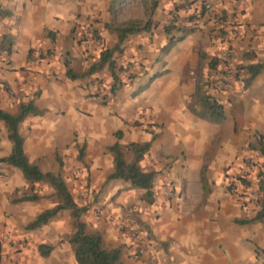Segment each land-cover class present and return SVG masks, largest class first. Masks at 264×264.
I'll use <instances>...</instances> for the list:
<instances>
[{
    "label": "crops",
    "instance_id": "0c3cea01",
    "mask_svg": "<svg viewBox=\"0 0 264 264\" xmlns=\"http://www.w3.org/2000/svg\"><path fill=\"white\" fill-rule=\"evenodd\" d=\"M108 1L0 0V8L9 12L0 22L12 39L9 53L0 49V101L6 92L2 88L4 84L7 92L14 97L11 98L10 108H4L9 105L7 103H0V108L16 113L20 103L33 100L45 110L42 115H27L19 124L27 157L43 172H60L78 205L80 203L73 192L76 194L85 189L88 193L89 190L98 193L94 206L101 207V216L96 217L93 208L88 206L81 219L89 232L100 233L105 246L120 248L122 264L141 263L132 258L135 250L133 238L125 229L120 230L109 221L110 215L117 221L123 220L138 227L144 239L146 255L153 258L155 264H264V222L237 223L238 219L252 211L250 201L258 195L257 170L252 169L246 178L248 184L237 187L236 194L240 192V198L225 189L229 177L240 171L243 148L252 139V130L264 135V117L261 118L264 110L257 111L258 119H246V130L245 126L234 130L229 122L225 140L217 138L218 130L210 126L213 123L205 124L191 114L189 108L199 107L197 77L203 74L202 71L205 72L207 65L204 61L213 56L212 51L218 49V46H212L207 40L205 30L195 29L176 42L167 54H161L160 65L150 64L153 74L160 72L161 75L154 78L144 91L155 95L156 106L171 108L166 116H158L157 120L163 124L159 131L153 133L151 128L143 134V124L140 127L130 124L133 115L143 114V84L137 88L138 93H135L137 89L134 90L129 99H123L121 104L116 96L126 93L131 85L122 87L121 84L114 93H110L113 83L110 76L112 81L108 84L107 96L123 107V120L117 119L114 111L106 112L94 97L95 94H92L101 89L99 82L90 81L89 77L93 75L70 79L66 76V70L78 72L76 64L86 63L85 53L78 49L73 40L76 39L74 33L79 29L84 30L90 23L95 25L93 21L101 13L107 12L104 7ZM185 2H190L191 8H196L201 0H167L168 16L173 7ZM184 6L176 11L179 19L177 24L180 26L184 24L182 17L190 11L186 10L187 5ZM217 10L234 16L235 25L230 26L233 31L229 26L226 27L229 43L236 53L234 60L242 64L252 63L253 58L250 61L246 56L255 53L256 60L260 55L257 53L262 54L264 49V0H219ZM159 11L162 10L156 9L155 13ZM48 31L55 35V39L59 37V44L69 45L72 51L67 46L64 52L67 60L64 63L57 62L61 54L57 51V57L38 66L31 61L29 51L45 44ZM179 34L174 31L175 36ZM167 39V34L161 36L154 45L155 49L161 48ZM201 48L210 52L208 55L203 50V61ZM239 52L241 56L238 57ZM47 67L58 70V78L62 82L44 77L42 71L46 72ZM262 71L248 88L257 89L259 93L258 97L248 100L249 106L253 108L264 106V77L259 78ZM85 81L89 83L87 88ZM87 93H91L90 96ZM7 94L5 99L10 100ZM253 112H256L255 109ZM35 117L42 118L44 127L40 131L33 130L35 139L31 145L30 138L22 131V125L26 119L35 122ZM116 127V132L121 131L120 138L115 136ZM204 127L211 128L212 132L203 131ZM75 131H79L78 139H85L86 143L82 163L89 170L91 179L84 188V182L78 179L76 184L77 180L73 179L70 169L59 165L56 158L58 165L51 169H44L41 161H38L40 156L47 155L46 161L53 162L54 142L65 147L74 138L72 133ZM143 141H150V148L139 165L143 170L155 172L152 203L144 200L141 203L136 196L143 190L131 188L122 179L107 178L114 169L113 155L108 147L114 143L125 146L130 142ZM213 141L217 142L215 156L211 163L205 164L206 151ZM30 146L34 147L33 158L28 154ZM10 149L11 142L0 121V157L7 156ZM126 157L130 158L129 152ZM225 165L227 171H224ZM202 168H206L207 192L203 190L200 180ZM165 184L171 186V195L165 193ZM28 185L19 169L0 163V264H77L68 241L73 228L67 210L59 211L46 224L37 228H26L37 214L57 203L53 200L44 204L42 198L39 201L13 202L16 193L26 191ZM45 244L50 247L45 248L49 252L44 254L41 245Z\"/></svg>",
    "mask_w": 264,
    "mask_h": 264
},
{
    "label": "rangeland",
    "instance_id": "374dc122",
    "mask_svg": "<svg viewBox=\"0 0 264 264\" xmlns=\"http://www.w3.org/2000/svg\"><path fill=\"white\" fill-rule=\"evenodd\" d=\"M166 1L167 0H158L159 5L156 9L162 10V11H159L158 13L157 12L155 13L156 10L154 11L152 20L156 23L155 28H153V30L148 33H139V34H135L132 36H128L127 39L124 41V43L121 45L123 48L122 52L115 53L116 71L120 79V87H121V84H122V87L128 84L131 85V88H129L126 91V93L124 94L120 93V96H116L117 99L121 102V104L123 103V99H129L131 92L139 88V86H141L142 84H143V87L146 85V83L148 82V79L153 75V72H154V71L152 72V70L149 68L150 64L158 63V65H160L161 63V59L163 56L160 53V48L156 47L155 49L154 45L161 36L166 35L163 26L168 23L170 18H172L170 15V12H169V16H168V12L166 13V11L168 10ZM217 7L214 8L212 13H207L211 15V19H208L205 17L206 20L198 19V22L196 23L187 22L188 24L187 26H196L195 29L205 30L208 36L207 40L211 42V45L216 46V47L218 46V49H216V51H212L213 56H209L207 60L204 61L207 65L205 67V72L202 71L203 74L201 73L198 76L199 78L197 77V81L199 79V81H202L203 83H205V85L203 86V89L207 90L208 93L212 94L217 100H219L220 103H222L226 119L223 120L224 122L221 121L218 123L211 122V121L201 119V118L199 119L203 120L205 124L213 123V125H210V126L212 127L214 126L212 128L213 130L215 129L218 130L217 138L221 140H225V138L227 137L226 136L227 124L231 123V125L234 127V130H236V128H241L242 126H245L244 130H246V126H247L246 119L248 118L249 119V120L247 119L248 121L250 120L252 121L253 119H258L260 117L258 116L259 113H257V111H259V109H261V111L264 110V106L262 105L260 107L253 108L249 106V103H248L249 99L253 97L256 98L259 95V93H257L258 92L257 89H254V90L248 89L256 77L252 80V82L247 88L243 87V83L241 81L243 76H245V66L246 65L256 63V62H261L262 60H264V49H263L262 54L257 53V55L258 54L260 55L256 60H255V57H256L255 53L251 55L246 54L247 55L246 57L249 60L253 58L252 63L247 62L246 64H242L241 62H239L240 59H238L239 63H237V61L234 60V56H236V53L234 54L232 50L231 44L229 43V33H228V30H226V27L235 25L234 16L227 12H221V10H217ZM109 8H110V0L107 2V4L104 7V10H107V12H104L103 14L101 13L100 16L97 17L93 21L94 23H96L95 25H92L90 23L84 27V30L79 29V31H76V32L74 29V32H75L74 34H76V39L73 38V40L75 41V44L78 45L79 47L78 49H80L83 53H85V59H86L85 64L80 63V62L76 64L75 68L78 70V72L85 71L93 62H95L98 59L100 51L103 49V47H111L116 43L117 39H116L115 34L107 31L103 27V24L105 22H112V21L123 22L128 19L145 20L147 17L144 5L141 0H119L113 6L112 12H110ZM187 14L188 13H186L182 17L183 18L182 21H184L183 23L186 22L184 19L187 18L185 17L187 16ZM214 17L216 18L217 21L214 20ZM177 20L179 19L177 18ZM3 28L5 29L6 27L3 26L2 23L0 22V34H2L3 32L4 33L6 32L5 30H3ZM230 28H231V31H233L232 30L233 28L232 27ZM47 36L48 38L45 41L44 45L34 47L29 51L31 61L35 62L38 66H42L43 64H46L49 59H53L54 57H57V51H58V52H61V54L59 55L58 53V55L60 56L59 57L60 59H58L57 62L64 63L67 60V57H65L64 52L67 50L69 45H66L64 43L61 44V42L59 44V41H60L59 37L55 39V36H54V39L52 40L50 35H47ZM68 49L69 51L70 50L72 51L70 47ZM203 50L204 49L201 48L200 52H203L204 54L206 52V54L209 55L210 52H208L207 50L206 51L204 50L205 51L204 52ZM237 56L238 57L241 56V53L240 52L237 53ZM213 59H216L218 61L217 67L214 70L208 68L210 61ZM202 61H203V58H202ZM204 62H203V66L205 64ZM42 72H43L44 77H47V79L54 78L55 80L62 82L60 77L58 78V76H60V72L58 70H53L52 68H48L46 72L45 71H42ZM109 74H110L109 71L105 68L99 72H96L95 74H93V76L89 77L91 82L94 81L95 83L99 82L101 84V89L97 91L100 95L96 96L97 95L96 91H93L92 94H95L94 97L96 98L97 101H99V105L102 108H104L106 112L107 110H109L110 113L114 111L115 116L118 117L117 119L120 118L123 120V116H122L123 107L120 104L118 105V103H116L115 100L112 102L110 98H108L107 96L109 95V93L107 92L108 84L110 83V81H112ZM262 76L264 77V70L262 71V74L259 76V78H262ZM141 78L143 80H141ZM88 84L89 83L85 81L86 88ZM104 85H107V86L105 87ZM3 86L2 88L4 92L5 91L7 92L8 89H5V84ZM146 88H143V93H144L143 94V114L138 113V114L133 115L132 117L133 119L130 123L137 127H140L143 124V134H145L144 132L151 130V128L153 129V133L154 131L156 132L159 131L160 127H162L163 124L158 121L159 120L158 116L159 117L163 115L166 116L169 113V110L171 109L167 107L156 106L155 95H153L152 92L150 91L145 92L144 89ZM5 93H4L3 100H1L0 103L9 104L8 106L4 107L7 109V108H10L11 98H14V97L8 91L7 93L9 94L7 93L6 94L8 95L7 98H9L10 100L5 99V95H6ZM87 94L90 96L91 93H87ZM1 96L2 94L0 93V98ZM24 97H27V95H24ZM22 98L23 97H20V99ZM103 99L106 100V102L103 101ZM148 102H149V105L147 104ZM154 102H155V105H154ZM114 105H116V110H114ZM189 109L191 112L193 108H189ZM253 109H255L256 111L255 113L253 112ZM191 114L193 113L191 112ZM142 117H143V121H142ZM263 117L264 115L261 118ZM33 120H35V122H31L29 119H26L25 123H23L22 125L24 126L22 131L24 135L28 137V139L30 138L29 141L31 145L33 143V140L35 139L33 138V135L35 134L33 133V130L40 131V130H43V127H44V122L42 118L35 117ZM115 125L118 126V123H116ZM212 129L204 127L203 131H207L211 133ZM116 130H118V127H116L115 132ZM255 132H259V131L255 129L252 130V139H250V141L247 144H245L243 148L244 153L242 154L241 159H240L239 173L236 172L232 174L229 177V180L225 186L226 191L230 193L231 195L236 194L237 187L240 182V178L238 177H241V176L248 177L252 169L257 170L256 171V176H257L258 167L261 165H262L261 169L262 171H264V159L258 154V152L248 148V144L250 142H253V140L255 139ZM72 135L74 138L72 140H69V142L65 145V147L60 146L59 145L60 143L58 144L57 142H54L55 147L53 149L54 152L52 153L53 162L48 163L46 161L47 155L40 156L38 161H41L42 167L44 169H51L54 165L56 166L58 165L54 157L57 154L59 158H61L62 160V167L67 166L70 169V173L74 176L73 179L77 180L76 184H78V179L80 181H83L84 182L83 188H84L85 183L88 185L91 179L89 170H87L86 165L83 164L84 162L82 163L83 156L85 158L86 143H85V139L83 140L78 139L79 131H75L74 133H72ZM65 141L66 140H63V142ZM73 142L74 144H71ZM216 144L217 142L213 141V143L208 147V150L206 151V154H205V164L206 163L209 164L212 162V158L215 156V150H216L215 145ZM33 150H34V147L30 146L28 154L32 158H33V155H32ZM91 153L93 155L94 152H92L91 150ZM227 165L223 166L224 171H227ZM205 171H206V168H204V174H206ZM127 187L125 188L127 189ZM82 191L86 193L85 199H82L79 196V191H77L78 193L76 194L73 192V195L75 196L77 201L80 203V205H86L87 207L89 206L93 208L95 203H97L98 193L94 191L91 192L90 190L88 193L87 192L88 190H85V189H83ZM25 192L28 194H32V192H37L39 196H41L44 204H49L53 200L57 201V198L53 194V189L47 183L36 182L32 185H30L29 183L26 191L17 192L16 197L21 196ZM136 194H137L136 196L140 199L141 203H143V200H144L143 193L138 192ZM256 199H257V196H254L253 201H250L253 205L252 210L257 208ZM118 222L127 223L123 220H118ZM71 225H72V221H71ZM119 229L123 230V228H119ZM11 264H19V263L12 262Z\"/></svg>",
    "mask_w": 264,
    "mask_h": 264
},
{
    "label": "trees",
    "instance_id": "16d2710c",
    "mask_svg": "<svg viewBox=\"0 0 264 264\" xmlns=\"http://www.w3.org/2000/svg\"><path fill=\"white\" fill-rule=\"evenodd\" d=\"M119 0H110V12L113 10V6ZM147 17L145 20L140 19H128L123 22H105L104 28L115 34L116 43L111 47H103L100 51L98 59L93 62L85 71L74 72L71 69L66 70V76L70 79H76L80 77L90 76L103 69H107L110 76L113 79V83L110 88V93H114L120 87V79L116 71L115 53L122 52V44L128 36H132L139 33H148L155 28L156 23L152 20L154 11L158 7V0H141ZM186 10H190L187 14L186 22L183 26L178 25L176 14L179 8L185 7ZM199 5L196 8H191L190 2L185 4L176 5L171 9L170 15L172 18L167 24L163 26L165 33L168 35L167 42L160 48V53L167 54L172 46L182 40L187 33L195 30L196 26H187V22L198 19H211L210 14H205L204 11L199 10ZM9 12L0 8V20L7 16ZM214 20L216 18L214 17ZM174 31L180 32L179 35H174ZM54 39L52 32H47ZM12 45V39L6 33L0 34V49L10 52ZM205 54H201V58H204ZM44 57V56H42ZM218 61L213 59L210 61L208 68L214 70L217 67ZM264 69V60L248 64L245 66V76L242 78L243 87L247 88L252 80ZM161 75L160 72L153 74L146 85V88L150 81ZM199 78V77H198ZM205 83L197 81L196 93L199 103L198 109L193 108L191 112L198 118L205 119L211 122H221L225 119V112L222 103L219 102L212 94L203 89ZM137 90L135 93H138ZM44 109L39 108L33 100L27 103H20L18 111L11 113L0 108V121L3 122L7 138L11 142V149L7 156L0 157V163H5L19 169L23 178L28 183L42 182L47 183L52 189L53 194L57 198V203L51 207L46 208L35 216L27 225V229H34L43 224H46L51 218H53L59 211L68 210L72 218L73 231L69 236V243L72 247L75 260L77 264H122L121 263V250L118 247H107L104 245L102 237L98 231L89 232L86 230V224L82 221L81 216L88 209L86 205H78L70 190L68 189L60 172L40 170L39 166L35 162H31L27 157L24 150V137L19 131V124L24 120L27 115H42ZM117 138L121 137V131L115 132ZM150 148V141L143 142H130L129 144L122 146L119 143H114L108 147L113 155L114 169L111 174L108 175V179H122L130 184L131 188L143 190V199L147 203H152L154 199L153 182L155 172L152 170L141 169L139 163L145 156ZM248 148L258 152V154L264 159V136L260 132H255V139L248 144ZM130 153V158L127 159L126 154ZM59 165L62 164L60 158L55 156ZM262 165L258 169L257 173V208L252 210L249 215L237 220L239 224H249L253 222H264V171L261 169ZM240 182L238 186L249 183L247 177H238ZM200 180L205 192L208 191L206 176L204 174V168L201 170ZM236 196L240 198L241 193L237 192ZM41 196L37 192L32 194L23 193L21 196L12 198L13 202L17 201H36ZM49 245H41V251L45 254L49 252ZM264 252V247L262 249Z\"/></svg>",
    "mask_w": 264,
    "mask_h": 264
},
{
    "label": "built area",
    "instance_id": "2783aa9c",
    "mask_svg": "<svg viewBox=\"0 0 264 264\" xmlns=\"http://www.w3.org/2000/svg\"><path fill=\"white\" fill-rule=\"evenodd\" d=\"M218 4H219V0H201L198 8L199 10L197 11L198 12L197 15L200 13V11H204L205 14L212 13L214 8L217 7ZM191 22L192 23L198 22V18H194L193 20L188 21V23ZM164 191L167 195H171V191H172L171 186L169 184H165ZM79 196L82 199H85L86 193H84V191H81L79 192ZM93 213L96 217L101 216L102 214L101 207L99 205L94 206ZM108 220L113 222L118 228L125 229L126 232L133 238L135 242V250L132 252V258L135 261L140 262L141 264H155L153 258L146 255V249L143 243L144 239H142L141 233L136 225L118 222L111 215L108 216Z\"/></svg>",
    "mask_w": 264,
    "mask_h": 264
}]
</instances>
